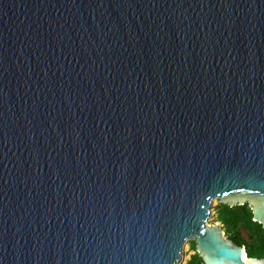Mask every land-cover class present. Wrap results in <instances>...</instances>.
Listing matches in <instances>:
<instances>
[{"label":"water","instance_id":"1","mask_svg":"<svg viewBox=\"0 0 264 264\" xmlns=\"http://www.w3.org/2000/svg\"><path fill=\"white\" fill-rule=\"evenodd\" d=\"M264 0H0V264H264Z\"/></svg>","mask_w":264,"mask_h":264},{"label":"trees","instance_id":"2","mask_svg":"<svg viewBox=\"0 0 264 264\" xmlns=\"http://www.w3.org/2000/svg\"><path fill=\"white\" fill-rule=\"evenodd\" d=\"M216 220L223 227L226 236L236 245L244 247L249 258H264V227L254 221V214L248 204L237 207L219 204L215 207ZM190 250L194 254L187 264H204L197 253L195 242Z\"/></svg>","mask_w":264,"mask_h":264},{"label":"rangeland","instance_id":"3","mask_svg":"<svg viewBox=\"0 0 264 264\" xmlns=\"http://www.w3.org/2000/svg\"><path fill=\"white\" fill-rule=\"evenodd\" d=\"M218 204H219V201L218 200H215L213 202V206H212V210H211V217H210V220H209V224L221 226V224L219 222H217V220H216L215 207ZM189 244L183 250L182 259H181L180 264H187V262L189 261L190 257L194 254V252H192L190 250V245Z\"/></svg>","mask_w":264,"mask_h":264}]
</instances>
